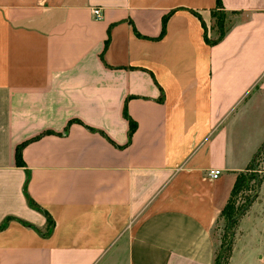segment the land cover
<instances>
[{"label":"crops","instance_id":"1","mask_svg":"<svg viewBox=\"0 0 264 264\" xmlns=\"http://www.w3.org/2000/svg\"><path fill=\"white\" fill-rule=\"evenodd\" d=\"M262 129L264 0H0V264H215ZM262 185L228 264H264Z\"/></svg>","mask_w":264,"mask_h":264},{"label":"trees","instance_id":"2","mask_svg":"<svg viewBox=\"0 0 264 264\" xmlns=\"http://www.w3.org/2000/svg\"><path fill=\"white\" fill-rule=\"evenodd\" d=\"M218 4H220V0H218ZM216 12L217 11H214L213 15H215ZM222 15H224V13H222ZM224 25H225V21H224V18L222 16L221 22L219 23V27L221 30L220 38L225 33ZM212 42L215 43L216 41L215 42L212 41ZM125 115L130 120V124H131V128L129 131V141H130L132 136H133V133L135 132V130L137 128V124H135V122H133V120L130 119V117L126 111H125ZM90 129L93 131L95 130L92 128H90ZM26 144L27 143H23L22 145H20L17 148L16 157H17V163L19 165L24 164L23 160H22V149ZM263 156H264V142L260 146V148L257 150V152L255 153L253 159L251 160V162L248 165V167L246 168V170L239 173L237 176V180H236L235 185H234L233 190H232L231 198L229 199V202L227 203V205L225 206V208L222 210V213H221V216L228 215L230 217V224H232V225H236V224L238 225L239 218L243 217L247 213V211L252 206V204L255 202V199L258 196L257 191L259 190V188L261 187V185L264 182V170L261 169V164H260L261 158ZM246 189L253 190V191H255V193L247 195L246 196L247 203H245V205L240 210L235 212V210H234L235 199L241 191H245ZM26 194L29 198L30 205L32 207L37 208V209H41V207L33 199L30 198L27 191H26ZM44 213L47 215V217L49 219V223H50L49 213L45 210H44ZM5 226H6V224H4L1 228H4ZM225 245L226 244L223 242L222 246H225ZM233 245H234V240H231L229 245H227V247L223 250L224 254L219 253L217 255L215 264H228L229 263V259L231 257L232 250H233Z\"/></svg>","mask_w":264,"mask_h":264},{"label":"rangeland","instance_id":"3","mask_svg":"<svg viewBox=\"0 0 264 264\" xmlns=\"http://www.w3.org/2000/svg\"><path fill=\"white\" fill-rule=\"evenodd\" d=\"M222 16L224 18V15H222L221 11H217L215 13V15H213V18L215 20V25H217V31H218V32H216V26H215V34L220 33V35H221L219 23L221 22ZM224 21H225V19H224ZM224 27H225V25H224ZM213 37H215V35ZM212 39H214V38H212ZM263 139H264V129L256 132V134H255V143L256 144L255 145L257 146V144H259V142L262 141ZM260 164H261V169L264 170V156L261 158ZM262 186L263 185H261V187L257 191L258 196L255 199V201L259 198V196L261 194ZM254 193H255V191L248 190V189H246L245 191H241L235 199V204H234L235 212L240 210L245 205V203H247L246 196L250 195V194H254ZM241 218L242 217H240L239 220ZM237 226H238L237 224L236 225L230 224V217L228 215L221 216V218L219 219V222L217 223V226L215 227V233H214L215 238L217 240V255L219 253L224 254L223 250L227 247V245H229L231 240L235 239V236L237 234ZM223 242L226 244L225 246H222Z\"/></svg>","mask_w":264,"mask_h":264},{"label":"built area","instance_id":"4","mask_svg":"<svg viewBox=\"0 0 264 264\" xmlns=\"http://www.w3.org/2000/svg\"><path fill=\"white\" fill-rule=\"evenodd\" d=\"M93 15L96 17V18H102L103 14H102V10L100 7H96L93 9ZM221 170L219 169H212L209 171V176L213 179H216L218 178L220 175H221Z\"/></svg>","mask_w":264,"mask_h":264}]
</instances>
